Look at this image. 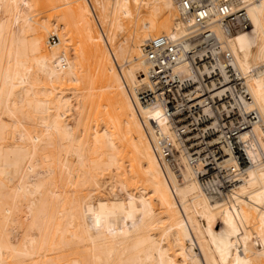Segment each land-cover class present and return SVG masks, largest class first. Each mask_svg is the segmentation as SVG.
Returning a JSON list of instances; mask_svg holds the SVG:
<instances>
[{
  "label": "bare ground",
  "instance_id": "6f19581e",
  "mask_svg": "<svg viewBox=\"0 0 264 264\" xmlns=\"http://www.w3.org/2000/svg\"><path fill=\"white\" fill-rule=\"evenodd\" d=\"M244 1L251 27L225 39L250 96L225 142L237 148L215 159L219 141L171 143L172 166L154 132L173 136L163 109L138 92L149 41L188 47L179 0L100 2L103 23L130 32L118 53L90 0H58L52 26L30 0H0V264H264V0ZM176 73L194 76L188 62ZM238 150L242 174L214 195L200 174L237 166Z\"/></svg>",
  "mask_w": 264,
  "mask_h": 264
},
{
  "label": "built area",
  "instance_id": "2783aa9c",
  "mask_svg": "<svg viewBox=\"0 0 264 264\" xmlns=\"http://www.w3.org/2000/svg\"><path fill=\"white\" fill-rule=\"evenodd\" d=\"M247 3L244 0H179L181 15L192 28L188 47H184L182 40L167 36L155 38L144 46L149 85L138 92V97L145 105L158 104L163 109L173 136H167L158 123L154 124V132L164 157L172 166L176 164L173 158L176 150L171 143L219 141L214 147L215 159L220 158V147L237 148L236 144L225 142L236 138L246 127L249 118L246 103L250 96L246 78L236 70L234 55L225 39L251 27L244 8ZM216 27L221 28L224 40L217 36ZM51 39L57 42L56 37ZM183 62L190 63L193 77L176 73ZM206 110L212 112L211 116ZM246 161L239 150L235 153L237 166L224 169L214 160L209 165L212 171L200 174L202 186L208 188L207 184H212L214 195L221 196L230 189L232 180L242 174Z\"/></svg>",
  "mask_w": 264,
  "mask_h": 264
},
{
  "label": "rangeland",
  "instance_id": "374dc122",
  "mask_svg": "<svg viewBox=\"0 0 264 264\" xmlns=\"http://www.w3.org/2000/svg\"><path fill=\"white\" fill-rule=\"evenodd\" d=\"M102 1L103 0H90L91 5L93 6V8L95 10V14H96L100 24L93 17V15L90 16V19H92V21L94 22V25L96 26L98 31L103 32L105 34V37H104L105 41L108 40L110 36H112V35L114 36V38H115L114 44H108V47H110V49L112 50L113 53H118V51L120 50L121 47L122 48L125 47V46H123L124 45V41L125 40H127V42L129 41L130 32H117V33H114V31L112 30V27L110 25V21L112 20L111 15L108 16L109 18H108L107 23H103V16L105 15V13L103 12V10H102V8L100 6V2H102ZM30 2L34 6L35 16H36V18L38 20H47V22H49L51 26L56 22L57 15H59V13H60V10L58 9V7L61 5V4L58 3V0H30ZM145 14H146L145 11H143V15L144 16H145ZM16 27H15L14 30L18 31V27L17 28ZM115 34H116V36H115ZM52 37L53 36L48 37V42H49L50 45H55L56 43H59V39L57 40V38H58L57 36H54V37H56V41H57L56 43H54L52 41V39H51ZM77 41H79V40H77ZM77 44L79 46L78 45H74L73 46L72 44H70V45L68 44V45L70 46V49H72V51L76 50V49H78V51H80L81 45L78 42H77ZM71 53L74 54V53H77V52L73 51ZM74 55H77V54H74ZM95 83L98 84L97 87H99L101 89L102 82H95ZM74 86H77V85H74ZM99 94H101V90H98V91L95 90L94 91L95 98L98 99V95Z\"/></svg>",
  "mask_w": 264,
  "mask_h": 264
}]
</instances>
